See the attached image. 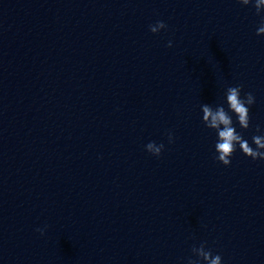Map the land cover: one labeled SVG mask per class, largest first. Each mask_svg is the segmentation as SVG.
Wrapping results in <instances>:
<instances>
[{
    "label": "water",
    "instance_id": "water-1",
    "mask_svg": "<svg viewBox=\"0 0 264 264\" xmlns=\"http://www.w3.org/2000/svg\"><path fill=\"white\" fill-rule=\"evenodd\" d=\"M259 20L237 0H0V264H185L203 242L264 264V160L224 166L200 118L240 85L243 135L264 127Z\"/></svg>",
    "mask_w": 264,
    "mask_h": 264
},
{
    "label": "clouds",
    "instance_id": "clouds-1",
    "mask_svg": "<svg viewBox=\"0 0 264 264\" xmlns=\"http://www.w3.org/2000/svg\"><path fill=\"white\" fill-rule=\"evenodd\" d=\"M242 6H253L255 14L260 17L256 34L264 36V0H237ZM153 34L167 29L163 21H157L149 26ZM168 47H172L169 41ZM256 98L251 92H244L242 86H227L220 100L215 104L200 105V118L204 127L215 133L214 159L228 167L231 165L234 153L239 149L243 155L252 160H264V127L257 125L251 142L245 138L244 132L250 128V109L255 104ZM168 143H174V135L167 133ZM163 143L151 141L145 145V150L155 157H160L164 151ZM46 227L38 228L41 236ZM195 257V258H193ZM185 264H224L220 254H214L203 242L199 247L192 248V256L188 257Z\"/></svg>",
    "mask_w": 264,
    "mask_h": 264
}]
</instances>
